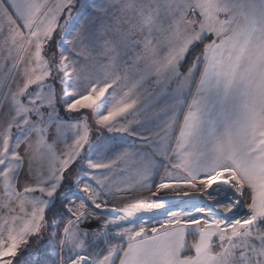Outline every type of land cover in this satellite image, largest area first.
<instances>
[{
	"label": "snow or ice",
	"instance_id": "obj_1",
	"mask_svg": "<svg viewBox=\"0 0 264 264\" xmlns=\"http://www.w3.org/2000/svg\"><path fill=\"white\" fill-rule=\"evenodd\" d=\"M0 264H264V0H0Z\"/></svg>",
	"mask_w": 264,
	"mask_h": 264
}]
</instances>
